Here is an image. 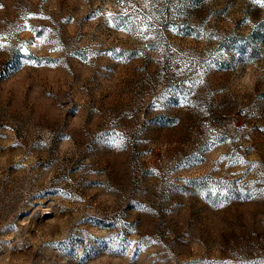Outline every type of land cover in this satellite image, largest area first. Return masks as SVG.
<instances>
[{
  "label": "rangeland",
  "instance_id": "rangeland-1",
  "mask_svg": "<svg viewBox=\"0 0 264 264\" xmlns=\"http://www.w3.org/2000/svg\"><path fill=\"white\" fill-rule=\"evenodd\" d=\"M0 264H264V0H0Z\"/></svg>",
  "mask_w": 264,
  "mask_h": 264
}]
</instances>
